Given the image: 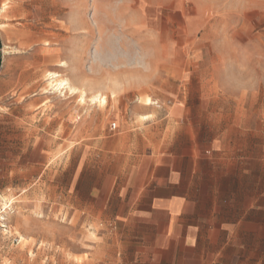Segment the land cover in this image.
<instances>
[{"label":"rangeland","instance_id":"374dc122","mask_svg":"<svg viewBox=\"0 0 264 264\" xmlns=\"http://www.w3.org/2000/svg\"><path fill=\"white\" fill-rule=\"evenodd\" d=\"M9 1L29 15H0V264H123L103 201L171 132L264 158V0Z\"/></svg>","mask_w":264,"mask_h":264},{"label":"crops","instance_id":"0c3cea01","mask_svg":"<svg viewBox=\"0 0 264 264\" xmlns=\"http://www.w3.org/2000/svg\"><path fill=\"white\" fill-rule=\"evenodd\" d=\"M156 144L132 195L118 184L102 204L118 263L264 264V158L182 131Z\"/></svg>","mask_w":264,"mask_h":264},{"label":"bare ground","instance_id":"6f19581e","mask_svg":"<svg viewBox=\"0 0 264 264\" xmlns=\"http://www.w3.org/2000/svg\"><path fill=\"white\" fill-rule=\"evenodd\" d=\"M0 15L4 18H11V17H14V18H17V17H20V18H26L29 13L27 12V10L25 9L23 3L21 4H17V5H11L10 4V1L9 0H5L2 4H1V9H0ZM2 27V26H1ZM4 34L6 35V37L8 39H19L22 34H23V31L20 30V29H17V28H11L10 30H3ZM20 54V53H18ZM51 77L52 78H57L58 75L57 74H51ZM54 91H61V90H72L71 86L68 85L65 81H58L56 82L53 87ZM99 102L101 104H105L106 103V99L103 98V97H99L98 98ZM146 105H151V100L150 99H147L146 102H145ZM3 225V224H2ZM22 240V239H21Z\"/></svg>","mask_w":264,"mask_h":264},{"label":"built area","instance_id":"2783aa9c","mask_svg":"<svg viewBox=\"0 0 264 264\" xmlns=\"http://www.w3.org/2000/svg\"><path fill=\"white\" fill-rule=\"evenodd\" d=\"M116 128V125L115 124H112L111 125V129L114 130Z\"/></svg>","mask_w":264,"mask_h":264},{"label":"trees","instance_id":"16d2710c","mask_svg":"<svg viewBox=\"0 0 264 264\" xmlns=\"http://www.w3.org/2000/svg\"><path fill=\"white\" fill-rule=\"evenodd\" d=\"M0 66H1V59H0Z\"/></svg>","mask_w":264,"mask_h":264}]
</instances>
